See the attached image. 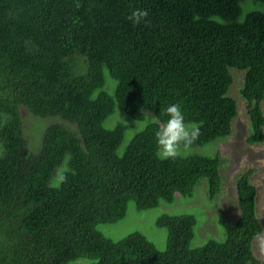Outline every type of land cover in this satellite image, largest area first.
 <instances>
[{
  "label": "trees",
  "instance_id": "1",
  "mask_svg": "<svg viewBox=\"0 0 264 264\" xmlns=\"http://www.w3.org/2000/svg\"><path fill=\"white\" fill-rule=\"evenodd\" d=\"M242 1L0 0V264H260L252 170L236 179L240 215L220 221L223 241L191 248L189 214L157 219L164 250L139 232L113 241L97 230L124 219L128 202L142 211L175 194L191 198L203 180L208 201L219 195L218 152L159 159L154 133L163 109L180 103L185 121L200 125L191 146L230 136V69L244 72L245 142L264 143V0L243 18ZM135 8L149 13L136 26L127 19ZM20 107L66 121L45 130L38 152L26 149ZM116 109L135 121L143 110L156 118L122 154L125 126H104ZM61 164L67 181L50 187Z\"/></svg>",
  "mask_w": 264,
  "mask_h": 264
},
{
  "label": "rangeland",
  "instance_id": "2",
  "mask_svg": "<svg viewBox=\"0 0 264 264\" xmlns=\"http://www.w3.org/2000/svg\"><path fill=\"white\" fill-rule=\"evenodd\" d=\"M241 6L242 18L252 10L263 9L261 5L254 3L253 0L242 1ZM229 71L232 73V84L228 94L236 100L237 104V116L232 121L231 135L202 146L181 148L180 154L206 156H214L217 152L220 154L222 189L219 195L214 201H208L203 188V186L206 188V180H203L196 186L191 198H182L179 194H175L173 202L161 201L156 208L142 211L137 210L133 202H128L124 219L116 223L99 224L97 226V230L101 234L117 241L133 232H139L152 242L158 250H164L167 232L165 229L156 226L157 219L162 215L189 214L196 218L194 236L190 243L191 248L200 247L209 239L223 241L225 234L220 221H236L240 215L237 205L236 179L241 173L252 170L250 181L257 189L256 213L263 226L262 233L252 243V249L260 264H264V250L261 249V241H264V143L248 145L245 142V138L249 133V120L246 103L239 93L243 84L244 72L235 69ZM104 77L106 81L105 89L107 92L112 93L115 81L106 69H104ZM106 85H109L110 89H107ZM261 107L264 113V102ZM143 113L144 119L135 121L116 109L114 114L104 123L106 128H113L117 124L125 126L124 138L118 148L119 154H122L125 146L137 132L142 130L148 123L156 121L155 116L149 111L143 110ZM19 115L22 120L26 149L30 152L39 151L43 133L48 127L57 125L59 122H66L59 116L44 118L33 116L23 107L19 108ZM63 126L65 127V125ZM1 154L2 149H0V156ZM85 263H88V259L83 258L70 264Z\"/></svg>",
  "mask_w": 264,
  "mask_h": 264
},
{
  "label": "clouds",
  "instance_id": "3",
  "mask_svg": "<svg viewBox=\"0 0 264 264\" xmlns=\"http://www.w3.org/2000/svg\"><path fill=\"white\" fill-rule=\"evenodd\" d=\"M148 10L135 8L127 19L134 25L146 21ZM167 119L158 123L154 133L156 142V156L159 159H175L181 154V148L193 145L200 136V125L196 122H186L180 103H173L163 109ZM68 157L66 156V159ZM68 169L61 164L54 170L50 187H59L67 181ZM264 250V241H261Z\"/></svg>",
  "mask_w": 264,
  "mask_h": 264
}]
</instances>
